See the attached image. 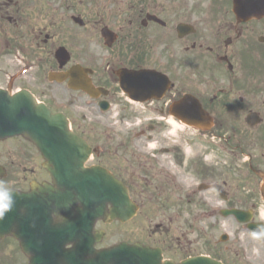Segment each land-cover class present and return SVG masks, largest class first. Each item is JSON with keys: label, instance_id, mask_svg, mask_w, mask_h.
Wrapping results in <instances>:
<instances>
[{"label": "flooded vegetation", "instance_id": "flooded-vegetation-1", "mask_svg": "<svg viewBox=\"0 0 264 264\" xmlns=\"http://www.w3.org/2000/svg\"><path fill=\"white\" fill-rule=\"evenodd\" d=\"M0 88L29 90L68 117L92 148L84 168L109 171L128 191L126 204L138 207L130 222H155L134 241L175 260L196 252L172 223L183 204L212 193L213 223L197 245L227 264L255 260L249 224L264 225V0H0ZM0 163L23 174L14 188L48 183L58 197L39 151L0 144ZM57 200L43 207L50 212L38 227L47 234L63 224ZM229 209L251 221L224 217ZM219 220L233 226L226 243ZM6 238L5 252L30 264L20 241ZM253 241L264 254V242ZM43 243L56 250L53 239Z\"/></svg>", "mask_w": 264, "mask_h": 264}, {"label": "water", "instance_id": "water-1", "mask_svg": "<svg viewBox=\"0 0 264 264\" xmlns=\"http://www.w3.org/2000/svg\"><path fill=\"white\" fill-rule=\"evenodd\" d=\"M14 134H24L34 141V143L39 146L44 156L49 160V165H47V167L51 174L58 175L60 181L65 180L67 182L68 185H66V188L68 187V189H66V193L62 195V198L66 202L68 200L66 196L70 193L73 185L72 183L76 182L75 180L81 175V171L78 170V167L81 166L84 157L87 155L86 152L88 149L83 143L82 145L79 144L80 140L69 130L67 119L64 115L61 113L53 114L43 105L36 104L31 97L18 95L12 100L0 92V138ZM51 160H58L65 172L60 170L61 165L59 163L56 165V169L53 168L50 162ZM98 171L91 170V172L84 174V183H86V186L90 182L88 188L84 187V191H88L90 197L86 196L82 201L84 204V214H86L87 218H90V230H93L95 218L103 215L102 211L106 207V204L103 203L104 201L100 199L103 197L102 193L104 191L113 192V190L110 191L109 188H99L97 183L102 173ZM66 172H69L70 178L63 177L64 175H68ZM35 192L36 187L30 194L13 192L15 205L11 211L7 212L5 216L0 219V231H2V233L0 232V236H2L6 230L9 231V227L15 224L18 229H16L14 235L20 237L18 230L20 229L24 213L21 208L24 207L26 210L28 207L38 202L36 201L37 193ZM112 198L115 200L116 197L113 196ZM69 202L71 201H68V204H63V206H69ZM113 206L112 218L121 215L124 216L123 214L128 211V208L123 205L114 204ZM32 214H34L32 216H36L35 210ZM74 221L76 223L70 226V231L71 228H73L76 235H78L82 233L80 232V224L83 222L81 219H74ZM8 223H10L9 227ZM68 223L73 222L68 221ZM85 230L87 229L85 228ZM26 251L30 253L28 249ZM57 256H61V254H53L54 258ZM65 259L68 264H222L206 256L189 258L181 263H175L173 261H166L163 263L161 255L157 250L140 244L128 245L124 243L110 249L96 251L93 247L92 239L90 242L85 241L83 244H79L78 248L65 254ZM31 262L32 264H36V254L31 256Z\"/></svg>", "mask_w": 264, "mask_h": 264}, {"label": "rangeland", "instance_id": "rangeland-1", "mask_svg": "<svg viewBox=\"0 0 264 264\" xmlns=\"http://www.w3.org/2000/svg\"><path fill=\"white\" fill-rule=\"evenodd\" d=\"M12 145L11 148L16 151H19L14 143V141H10ZM18 144V143H16ZM14 145V146H13ZM12 182L17 181V176L13 177V180H10ZM205 195H208L209 197L212 196V193H203L202 194V203L199 201L196 202H187L181 206V213L183 214V217L180 221L172 223L173 229L172 231H180L182 230L186 237H184L185 242L187 244V247L189 243L191 244V247L193 249L198 248L199 250L203 249V246L197 245L198 234H200L203 231H206L208 227H210L213 223V219L210 215V209L214 207L213 203L210 201H207L205 198ZM213 205V206H212ZM219 207H221V204H219ZM125 226V227H124ZM105 225V229L107 230V237L105 240V244H114L117 241H120L123 239V237H127V240H135L137 238L145 239L148 235V231H150L151 228H154L155 222H144V221H138V222H130L128 225ZM181 226V229L179 228ZM232 230L233 226L228 220H219L218 223V235H220L223 231ZM130 237L131 239H128ZM204 238V237H203ZM250 243L255 246L258 250V254L253 251L252 254L255 260L253 259L252 264H255L257 262L258 264H264V254L262 253L263 249L260 247V245L256 242H254L252 239H250ZM2 248V247H1ZM0 248V264H9V263H16L19 264L23 261V258H21L20 254L9 251L7 253H3V256L1 255L2 251Z\"/></svg>", "mask_w": 264, "mask_h": 264}, {"label": "clouds", "instance_id": "clouds-1", "mask_svg": "<svg viewBox=\"0 0 264 264\" xmlns=\"http://www.w3.org/2000/svg\"><path fill=\"white\" fill-rule=\"evenodd\" d=\"M209 157H205L207 161ZM15 205V200L13 197L12 188L4 181L0 180V219H2L5 214L12 210ZM58 215L57 212L52 213L53 220ZM251 238L255 241L264 242V225H257L256 229L251 232ZM254 252L258 254L257 249H253Z\"/></svg>", "mask_w": 264, "mask_h": 264}]
</instances>
